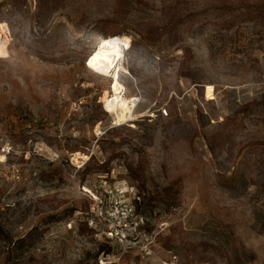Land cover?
I'll return each mask as SVG.
<instances>
[{"label": "rangeland", "instance_id": "1", "mask_svg": "<svg viewBox=\"0 0 264 264\" xmlns=\"http://www.w3.org/2000/svg\"><path fill=\"white\" fill-rule=\"evenodd\" d=\"M0 25V264H264V0H0ZM114 36L115 89L86 66ZM114 188L136 248L89 225Z\"/></svg>", "mask_w": 264, "mask_h": 264}, {"label": "built area", "instance_id": "2", "mask_svg": "<svg viewBox=\"0 0 264 264\" xmlns=\"http://www.w3.org/2000/svg\"><path fill=\"white\" fill-rule=\"evenodd\" d=\"M162 115L167 116V112L162 111ZM106 194L92 196L95 204L90 210L89 225L103 229L104 235L122 248L138 247L147 224L146 216L135 206L139 196L122 188H114Z\"/></svg>", "mask_w": 264, "mask_h": 264}, {"label": "bare ground", "instance_id": "3", "mask_svg": "<svg viewBox=\"0 0 264 264\" xmlns=\"http://www.w3.org/2000/svg\"><path fill=\"white\" fill-rule=\"evenodd\" d=\"M118 38V39H117ZM127 43L128 47H124V44ZM130 47V41L127 38L123 37H110L102 39L95 47V50L88 56L86 60V66L92 70L97 71L99 69L100 74H105L111 79L119 77L120 73L128 74L123 65V54L124 51ZM95 67H89L88 61L92 59ZM110 62V63H109ZM117 81V79H115ZM137 97H131L127 99H121L119 106L116 110L117 121L120 125L124 124L133 109L138 103ZM0 158H4L0 156ZM1 159V160H2Z\"/></svg>", "mask_w": 264, "mask_h": 264}, {"label": "snow or ice", "instance_id": "4", "mask_svg": "<svg viewBox=\"0 0 264 264\" xmlns=\"http://www.w3.org/2000/svg\"><path fill=\"white\" fill-rule=\"evenodd\" d=\"M2 27V26H0ZM124 47H128L127 43L124 44ZM0 54H2V52H0ZM95 59V57H93L92 59H89L88 61V64H89V67H95L94 63H93V60ZM110 63V62H109ZM97 71H99V69H96ZM115 79H118V76L115 78ZM115 79H114V84H113V88L115 89L116 87V84H115ZM211 91V89H209ZM2 159V158H0Z\"/></svg>", "mask_w": 264, "mask_h": 264}, {"label": "clouds", "instance_id": "5", "mask_svg": "<svg viewBox=\"0 0 264 264\" xmlns=\"http://www.w3.org/2000/svg\"><path fill=\"white\" fill-rule=\"evenodd\" d=\"M0 26H2L3 27V25H0ZM118 39V38H117ZM128 45V44H127Z\"/></svg>", "mask_w": 264, "mask_h": 264}]
</instances>
